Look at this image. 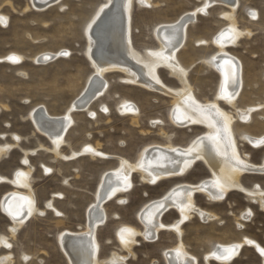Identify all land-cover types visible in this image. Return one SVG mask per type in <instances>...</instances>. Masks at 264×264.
<instances>
[{"label": "rangeland", "instance_id": "374dc122", "mask_svg": "<svg viewBox=\"0 0 264 264\" xmlns=\"http://www.w3.org/2000/svg\"><path fill=\"white\" fill-rule=\"evenodd\" d=\"M239 1L240 7L236 13L238 27L252 31L253 35L243 38L239 47L227 49L242 64L241 79L244 87L237 99L236 109L223 99H217L219 75L202 62L217 49L212 45L197 44L200 40H211L227 25L220 17L227 8L217 5L204 16L199 15L196 23L186 28V43L178 51L177 58L183 67H189L188 81L195 97L209 103H213L216 98L214 104L235 118L232 128L242 155L241 161L248 157L249 165L258 166L264 156V147H252L241 135L245 133L253 137H264V0ZM104 2L63 0L59 5L36 12L33 9L25 10L28 0H0V14L7 18L6 23L0 25V145L12 146L0 159V175L10 178L17 169L26 171L31 167L30 184L36 207L41 210L12 236V220L0 205V237L6 238L11 245L8 249H4V246L0 248V257L11 255L13 264H68L57 242V235L63 230L80 232L84 229L86 211L95 201L100 175L107 170L119 169L120 158L131 166L132 163L137 164L139 153L148 145L171 143L186 147L193 138L205 132V128L200 125L189 128L172 125L168 113L172 109L170 97L134 85H125L121 82L122 78L125 79L124 74L114 71L105 74L109 82V93L103 94L91 105L94 118L83 112H72L75 125L66 132L67 144L60 148L62 157H67L89 144L97 147V151L108 158L91 159L88 155H80L65 160L55 157L49 139L35 133L29 115L36 108H43L50 116L63 115L84 89L87 78L93 74V68L85 55L87 42L84 26ZM199 3L197 0H152L151 7L145 8L135 2L130 30L135 49L139 52L157 49L158 43L152 33L154 27L175 22ZM250 10L256 12V21L248 17ZM62 52L67 55L61 54L57 59L42 64L35 62L43 53ZM10 54L19 59L3 60ZM158 74L167 87L180 89V84L167 70L159 69ZM121 99L129 100L138 107L136 119L120 114L117 105ZM242 109L245 113L250 111V115L245 117L241 113ZM234 110L239 111L240 116ZM14 136L21 139L17 145ZM26 151L34 153L28 154L22 161ZM22 163H25L24 166ZM139 174L138 171H131L130 188L103 203L107 221L95 232L100 244L99 260H105L116 253L121 257L128 256L126 264H164L161 255L163 251L179 242L174 233L161 231L158 239L152 243L138 236L137 244L132 249L133 254L129 255L116 238V232L121 226L141 231L143 227L137 214L149 201L163 196L175 184H196L211 176L202 161L195 163L182 178L161 181L157 185L143 182ZM240 184L246 190H264V175L246 172L241 176ZM13 190V186L1 184L0 202L4 194ZM242 192L230 191L221 203L209 202L203 193L194 196L200 211L213 213L217 217L211 222H202L200 217L193 215L181 225V242L188 253L198 259L199 264H203V254L216 244L240 242L246 237L264 249V210L251 203ZM51 195L56 196L53 201L55 211L45 208ZM243 212L252 214L251 219L244 223L239 218ZM177 217V211L171 210L162 220L164 224L170 225ZM238 223H242L244 228L238 229ZM261 262L259 253L248 246L242 249L232 264Z\"/></svg>", "mask_w": 264, "mask_h": 264}, {"label": "bare ground", "instance_id": "6f19581e", "mask_svg": "<svg viewBox=\"0 0 264 264\" xmlns=\"http://www.w3.org/2000/svg\"><path fill=\"white\" fill-rule=\"evenodd\" d=\"M61 1L63 0H28L25 10L33 9L36 12H42L45 9L59 5ZM197 1L200 2L199 5L191 11L183 13L175 22L154 27L152 33L158 43L157 49H144L139 52L133 46L130 38L131 17L135 2L139 7L150 8L152 0H105L103 4L97 7L84 26V35L87 42L85 55L93 68V74L87 78L84 89L61 116H50L43 108H36L29 115L35 133L38 132L46 136L52 144L51 152L55 157H62L60 148L67 144L65 134L75 125V121L71 117L72 112H83L94 118L95 113L91 111V105L103 94L109 93L107 90L109 82L105 79V74L121 71L125 76V79L122 78L121 82L125 85H134L146 91L171 98L172 109L168 113L172 125L177 128H189L193 125H200L205 128V132L193 138L186 147L171 143L167 145L151 144L139 153L137 164L132 163L133 166H131L124 161L125 159L120 158L119 169H116V167L115 171H104L105 173L102 176L100 175L101 180H99L98 190L95 191V201L86 211L87 222L84 229L80 232L63 230L57 235V242L68 264L125 263L128 256L121 257L116 253H112L105 260H99L100 244L95 232H97L98 227L107 221L103 203L112 200L115 196L126 192L130 188L129 176L131 171L140 172L143 182L149 183V185H157L161 181L182 178L195 163L202 161L211 176L200 180L196 184L185 182L175 184L163 196L149 201L137 214V218L143 227L141 231L128 226L119 227L116 238L120 240L122 248L129 255L133 254L132 249L137 244L136 239L138 236H141L145 242L152 243L158 239L161 231L166 230L174 233L179 242L177 241L178 245L163 251L161 255L164 264H199L198 259L188 253L181 242V225L186 220H190L193 215L200 217L203 220H201L202 222H211L217 217L215 218L213 213L212 215L197 208L194 199L196 194L203 193L211 203H221L230 191L241 190L251 203L257 204L260 209L264 210V190L260 188L246 190L240 184V178L246 172L251 173L253 171L259 175H264V156L258 166L249 165L248 157L244 158V162L241 161L242 155L240 156L232 128L235 118L229 116L214 104L218 98H221L233 109H236L237 99L244 87L241 79L242 64L227 49L239 47L238 44L243 38L251 37L253 34L250 30H241L238 27L236 13L240 7L239 0ZM217 5L227 8L220 15L221 19L227 22V25L222 27L211 40L197 41V44L201 46L212 45L217 49L214 54L202 60L208 68L215 70L219 75L217 99L215 98L213 103H209V101H199L193 94L188 81L189 67H183L177 58V53L186 43V28L195 24L199 15L203 14L204 16L210 8ZM0 17L7 19L6 16L1 14ZM248 17L251 21H256L258 16H256L255 11L250 10L248 11ZM4 24L0 23L2 26ZM61 54L63 52L59 54L43 53L35 59V62L55 60ZM10 57L19 59L16 55L10 54L3 60L8 61ZM9 63H12V61ZM159 69L167 70L171 77L180 84V89L175 90L167 87L159 77ZM157 80H159V83H157ZM117 110L122 115L132 116L133 119H136L139 114L138 107L126 99L119 101ZM236 113L240 116L239 111H236ZM241 113L245 117L250 115V111L245 113L243 109ZM163 135L170 141L165 133ZM14 137L17 145L21 139L18 136ZM241 137L248 141L252 147H264V143H261V141H264V137H253L245 133ZM246 141L245 143H247ZM10 148L12 146L0 145V159ZM96 148L85 144L78 152H72L69 156L62 158L71 160L80 155H88L91 159L109 157L99 153ZM32 153L34 151L24 152V157L21 160L24 161L28 154ZM186 161L189 163H186ZM31 170V167L26 171L17 169L10 178L0 175V185L8 184L15 188V190L4 194L0 202L1 209L12 220L13 226L10 229L12 236L29 218L41 211L36 207L30 184ZM55 197V195H51L46 201V209L49 208L50 211L51 209L55 211L53 207ZM171 210L177 211L179 217L174 220L173 224H164L162 218ZM246 213L243 212L239 216L242 223L247 219L249 220L252 215ZM242 223L237 224L240 230L244 228ZM122 229H130L131 234L122 232ZM122 237L124 242H122ZM0 238L7 241L2 236ZM7 244L10 245L8 242ZM3 246L4 249L9 248L4 243H0V248ZM248 246L259 253L261 264H264V249L257 242L247 237L240 242L216 244L210 251L203 254V264H211V262L232 264L242 249ZM225 257L230 258L225 259ZM24 260L26 261V259ZM0 264H13L12 256L0 257Z\"/></svg>", "mask_w": 264, "mask_h": 264}, {"label": "snow or ice", "instance_id": "6c2138e0", "mask_svg": "<svg viewBox=\"0 0 264 264\" xmlns=\"http://www.w3.org/2000/svg\"><path fill=\"white\" fill-rule=\"evenodd\" d=\"M0 23H6V19L4 17H0ZM63 54L67 55V53H63ZM10 59H12L13 61H16L18 58L10 57ZM213 59H215V57H213ZM157 83H159V80H157ZM213 107H215V106L213 105ZM105 111H106V109H105ZM220 115H222V114H220ZM261 143H264V141H261ZM25 163H27V161H25ZM186 163H189V162L186 161ZM46 171H49V170L46 169ZM121 202H123V201H121ZM157 207H159V205H157ZM59 214L60 213H57V215H59ZM122 232H128L129 234H131V230L130 229H122ZM122 242H124L123 241V237H122ZM0 243H4L5 246L11 247V245H8L7 241H4L2 238H0ZM235 247H238V246H235ZM228 258H230V257H225V259H228Z\"/></svg>", "mask_w": 264, "mask_h": 264}, {"label": "water", "instance_id": "95a60500", "mask_svg": "<svg viewBox=\"0 0 264 264\" xmlns=\"http://www.w3.org/2000/svg\"><path fill=\"white\" fill-rule=\"evenodd\" d=\"M50 60H51V59H49V60H47V61H50ZM39 62H40V63H44L45 61H43V60H40Z\"/></svg>", "mask_w": 264, "mask_h": 264}]
</instances>
